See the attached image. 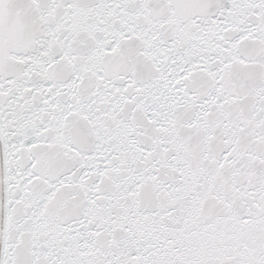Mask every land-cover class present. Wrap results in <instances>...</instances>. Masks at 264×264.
Listing matches in <instances>:
<instances>
[{"label": "snow or ice", "instance_id": "snow-or-ice-1", "mask_svg": "<svg viewBox=\"0 0 264 264\" xmlns=\"http://www.w3.org/2000/svg\"><path fill=\"white\" fill-rule=\"evenodd\" d=\"M0 264H264V0H0Z\"/></svg>", "mask_w": 264, "mask_h": 264}]
</instances>
